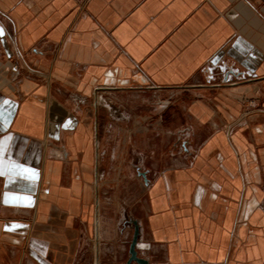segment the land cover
Returning <instances> with one entry per match:
<instances>
[{
	"label": "crops",
	"instance_id": "1",
	"mask_svg": "<svg viewBox=\"0 0 264 264\" xmlns=\"http://www.w3.org/2000/svg\"><path fill=\"white\" fill-rule=\"evenodd\" d=\"M134 223L264 264V0H0V264H128Z\"/></svg>",
	"mask_w": 264,
	"mask_h": 264
},
{
	"label": "water",
	"instance_id": "2",
	"mask_svg": "<svg viewBox=\"0 0 264 264\" xmlns=\"http://www.w3.org/2000/svg\"><path fill=\"white\" fill-rule=\"evenodd\" d=\"M142 175L144 177L146 176L145 173H142ZM134 226H135V232H134L133 241H132L131 247H130V258H129L128 264H133V263L147 264L146 260L141 258L138 254L137 244H138V240H139L140 230H139L137 223H134Z\"/></svg>",
	"mask_w": 264,
	"mask_h": 264
},
{
	"label": "built area",
	"instance_id": "3",
	"mask_svg": "<svg viewBox=\"0 0 264 264\" xmlns=\"http://www.w3.org/2000/svg\"><path fill=\"white\" fill-rule=\"evenodd\" d=\"M13 69H14V70L18 69V65L15 64V65L13 66Z\"/></svg>",
	"mask_w": 264,
	"mask_h": 264
}]
</instances>
